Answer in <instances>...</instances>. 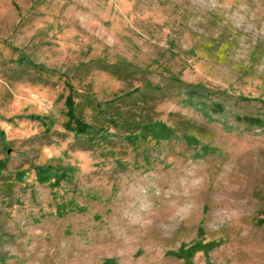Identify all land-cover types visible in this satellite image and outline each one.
<instances>
[{"label": "rangeland", "instance_id": "374dc122", "mask_svg": "<svg viewBox=\"0 0 264 264\" xmlns=\"http://www.w3.org/2000/svg\"><path fill=\"white\" fill-rule=\"evenodd\" d=\"M237 115L264 120V0H0V264H264Z\"/></svg>", "mask_w": 264, "mask_h": 264}, {"label": "trees", "instance_id": "16d2710c", "mask_svg": "<svg viewBox=\"0 0 264 264\" xmlns=\"http://www.w3.org/2000/svg\"><path fill=\"white\" fill-rule=\"evenodd\" d=\"M205 97V93L200 88L189 87L186 91V99L185 103L189 106L195 107L201 110L205 116H209L211 114H223L225 112L224 104L220 102H211L207 103L203 100ZM236 120L239 123H244L248 127H264V120L260 117L256 116H248V115H237Z\"/></svg>", "mask_w": 264, "mask_h": 264}]
</instances>
